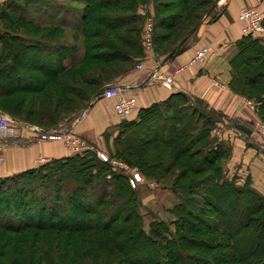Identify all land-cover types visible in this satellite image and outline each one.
I'll return each mask as SVG.
<instances>
[{
	"label": "trees",
	"instance_id": "16d2710c",
	"mask_svg": "<svg viewBox=\"0 0 264 264\" xmlns=\"http://www.w3.org/2000/svg\"><path fill=\"white\" fill-rule=\"evenodd\" d=\"M217 1L6 0L0 111L49 132L140 63L147 16L167 59ZM230 64L231 89L264 122V36L243 35ZM223 118L175 93L120 122L108 161L85 151L0 177V264H264V196L225 179L228 151L212 136ZM113 160L168 188L174 221L145 227L138 190Z\"/></svg>",
	"mask_w": 264,
	"mask_h": 264
},
{
	"label": "crops",
	"instance_id": "0c3cea01",
	"mask_svg": "<svg viewBox=\"0 0 264 264\" xmlns=\"http://www.w3.org/2000/svg\"><path fill=\"white\" fill-rule=\"evenodd\" d=\"M5 1L0 0V6ZM242 7L257 8L264 13V0H218L213 13L206 16L195 32L175 48L171 57L165 59L164 55L154 51H144L140 61L142 69L135 66L115 78L109 85L119 87L120 96L108 99L97 96L84 110L46 130L72 132L78 139L77 149L63 141L40 140L31 128L43 129L13 120L19 134L5 144L0 177L37 168L95 145L102 151L105 135L111 133L115 136L122 121L116 110L121 98L133 100L134 109L128 118L133 120L141 109L162 103L175 93H183L192 102L200 101L224 117L217 123L212 136L228 151V157L221 160L225 179L234 180L237 186L249 182L253 190L264 196V139L255 130V125L262 121L256 105L249 106L247 100L250 99L235 93L230 87V61L236 54L237 42L243 37L242 24L238 20ZM217 12L218 16L212 19ZM56 18L66 22L72 20L70 15ZM202 46H209L211 52L203 62L191 63L195 52ZM0 114L7 115L1 111ZM248 125H254V129L247 135L242 128Z\"/></svg>",
	"mask_w": 264,
	"mask_h": 264
},
{
	"label": "built area",
	"instance_id": "2783aa9c",
	"mask_svg": "<svg viewBox=\"0 0 264 264\" xmlns=\"http://www.w3.org/2000/svg\"><path fill=\"white\" fill-rule=\"evenodd\" d=\"M264 13L257 8L242 7L238 14V20L242 24L241 32L244 36L263 37L264 25H263ZM155 22L152 15H149L145 19L143 31H142V44L143 49L146 52L154 51L153 36H154ZM211 52L209 46H202L199 48L191 61V63L203 62L205 57ZM165 61V60H164ZM137 69H142L143 65L140 63L136 66ZM154 69L153 74H155ZM154 77V75H152ZM120 96V88L117 86H106L99 95L102 99L114 98ZM247 104L251 107H255V103L251 100H247ZM134 109V102L131 99L121 98L116 106L117 114L122 119H128ZM255 130L264 139V124L258 123L255 125ZM33 133L39 136L40 140H54L63 141L66 145L77 149L78 139L70 131H49L43 132L38 128H31ZM19 134V129L13 125V119L7 115L0 114V164L4 161V149L6 142L11 138H16ZM100 158L103 161H108V158L100 154ZM113 165L117 168H121L124 171H130L129 168L121 163L113 162ZM130 185L136 189L137 185L142 182V177L137 172H132L130 177Z\"/></svg>",
	"mask_w": 264,
	"mask_h": 264
},
{
	"label": "rangeland",
	"instance_id": "374dc122",
	"mask_svg": "<svg viewBox=\"0 0 264 264\" xmlns=\"http://www.w3.org/2000/svg\"><path fill=\"white\" fill-rule=\"evenodd\" d=\"M51 1V4L55 3H68V0H49ZM70 6L73 5L74 7L77 6V3L69 2ZM148 9L152 11V6H148ZM79 21V20H77ZM93 88V87H91ZM264 124V122H261ZM118 133V132H117ZM117 134H115L116 136ZM113 134L109 133L106 134V137L104 138L105 147L102 149V151H99L100 149L97 148L95 145L91 149H84L81 151V153L86 152H92L94 154H97L100 157V154L102 153L107 158L114 155L116 151L115 143H114V137ZM86 151V152H85ZM113 162L121 163L126 165L125 163L113 160ZM114 166V165H113ZM129 168V172L125 171L129 176H131V173L134 169L130 168L128 165H126ZM117 169V168H116ZM119 170H122L121 168H118ZM134 172H136L134 170ZM142 177V182L137 185L136 190H138V202L141 210V214L143 216L144 226L148 227L149 223L152 221H162L170 224L172 221H174V216L170 212V209L173 208V206L177 203V199L175 196L171 193V191L168 188H161L158 185H156L152 181H147ZM149 184V185H148ZM152 184V186L150 185ZM173 229V227L171 226Z\"/></svg>",
	"mask_w": 264,
	"mask_h": 264
}]
</instances>
